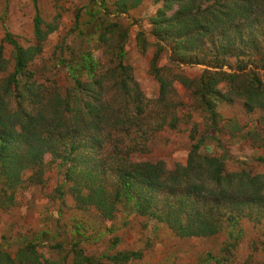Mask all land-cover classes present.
<instances>
[{
    "label": "rangeland",
    "instance_id": "374dc122",
    "mask_svg": "<svg viewBox=\"0 0 264 264\" xmlns=\"http://www.w3.org/2000/svg\"><path fill=\"white\" fill-rule=\"evenodd\" d=\"M37 1L45 29L49 24L54 29L48 34L42 52L29 66L33 77L27 79L36 80L42 84V89L56 85L64 91L70 77L66 62L71 60L74 64L94 59L105 69L118 68L119 76L131 75L142 93L138 92L147 98L142 104L150 100L152 113L166 115L168 120L177 117L176 127L165 126L150 135L147 152L126 154L127 149H121L127 143L138 141L140 132L137 131L123 140L125 142L111 147L114 154L107 158V186L115 183L122 156L130 161L161 160L168 169H178L187 165L193 145L205 135L201 153L219 158L224 155V148L228 149L230 156L225 160L224 173L244 171L261 177L256 182L262 191L257 200L248 205L240 204L239 210H229L232 202L255 195L254 188L241 180L217 186L202 169L201 175H204L197 182H205L204 194L210 206L218 198L216 194H221L223 207L212 214L223 225L211 236L182 237L166 223L132 211V203H124L125 200L118 204L113 218H106L93 205L78 206L71 191L73 183L68 180L63 185L69 163L62 164L61 159L48 152L41 168L34 166L23 173L22 187L14 189L10 181L0 176V264H74L72 246L76 242L86 254L95 255L108 264L111 260L104 255L119 250L143 253L141 258L125 264H264V109L249 110L239 98L221 100L214 107L218 112L214 119L198 102L194 91L178 81L175 87L181 105L174 113L158 109L160 84L151 65L157 40L152 33L151 18L156 15L162 0H143L136 7H130L132 2L128 0ZM35 14L34 0H0V45L7 32L26 47L35 44ZM263 30L264 24L261 32L257 31V41L262 49L252 55L253 59L264 58ZM142 38L149 41L145 50L142 49ZM122 45L124 55H120ZM171 53V49H165L158 66H173L190 78L201 76L203 66L181 67L170 61ZM3 57L8 63L7 69L0 71V85L14 70L12 45L4 44ZM229 64L225 66L228 70V66L237 64V59L229 58ZM78 73L83 80L90 79L88 73ZM258 74L264 84V76ZM220 89L226 91L224 83ZM113 93L110 91L108 95L114 98L116 94L113 97ZM212 128L215 132L206 134ZM60 186L62 189L58 191ZM182 195L183 188L165 192L161 194V205L171 201L178 206ZM204 201L202 198L199 203L202 205ZM180 215L186 217L185 212ZM125 220H129L126 225Z\"/></svg>",
    "mask_w": 264,
    "mask_h": 264
},
{
    "label": "trees",
    "instance_id": "16d2710c",
    "mask_svg": "<svg viewBox=\"0 0 264 264\" xmlns=\"http://www.w3.org/2000/svg\"><path fill=\"white\" fill-rule=\"evenodd\" d=\"M128 1L132 2L130 7H136L143 0ZM34 7L36 43L26 47L7 32L0 45V71L7 69L8 62L3 57L5 43L13 46L15 65L0 85V176L10 181L14 189L24 184L23 173L34 166L41 168L45 154L51 152L62 160V164L69 163L63 185L69 181L73 183L71 191L78 206L93 205L106 218H113L118 204L125 200L124 203H132V211L166 223L182 237L211 236L223 225L212 214L223 207L222 196L216 194L218 198L210 206L204 194L205 182H197L204 175H201L202 169L217 186L241 180L254 188L255 195L232 202L229 210H239L240 204L248 205L258 199L262 188L256 181L261 177L244 171L225 174L224 163L230 156L229 150L224 148V155L219 158L201 153L205 135L193 145L187 165L178 169H168L161 160L130 161L122 156L116 181L107 186V158L114 154L111 147L125 142L123 140L137 131L140 132L138 141L127 143L121 149H127L126 154L147 152L150 135L165 126L176 127L177 117L168 120L166 115L152 113L150 100L142 104L147 98L139 93L131 75L119 76L118 68L105 69L94 59L74 64L71 60L66 62L70 77L64 91L56 85L42 89V84L27 79L33 77L29 66L42 52L48 34L54 29L52 24L45 29L37 0H34ZM263 15L264 0H162L156 15L151 18L152 33L157 40L151 65L160 84L158 109L174 113L181 105L176 81L194 91L198 102L214 119L218 115L214 107L221 100L239 98L249 110L264 109L263 78L258 74L264 76V58H252L262 49L257 41V31L261 32ZM142 40L145 50L149 41ZM168 48L172 52L170 61L174 64L203 66L201 76L190 78L173 66H158V60ZM124 52L122 45L120 55ZM231 57L237 59V64L228 66V70L225 66L230 65ZM119 66L123 69L122 62ZM78 71L88 73L90 79L83 80ZM222 83L226 91L220 89ZM110 91L114 92L113 97L116 94L114 98L108 95ZM211 132L215 130L212 128L206 134ZM178 188L184 189V195L178 199L180 204L176 206L169 201L162 206L161 194ZM61 189L62 186L58 187V191ZM202 198L205 201L201 205ZM182 212L186 217L180 215ZM128 221L123 223L126 225ZM72 247L74 264H108L95 255L86 254L78 247V242ZM142 255V251L119 250L104 256L111 260L110 264H125Z\"/></svg>",
    "mask_w": 264,
    "mask_h": 264
}]
</instances>
